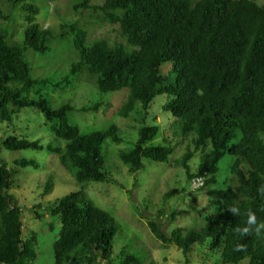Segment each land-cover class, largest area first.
<instances>
[{"label":"trees","instance_id":"1","mask_svg":"<svg viewBox=\"0 0 264 264\" xmlns=\"http://www.w3.org/2000/svg\"><path fill=\"white\" fill-rule=\"evenodd\" d=\"M5 1L20 5L26 26L19 40L11 39L3 26L10 14L0 0V121L10 123L21 109L34 107L54 139L46 147L14 134L0 142L13 151L46 148L80 187L46 207V213L61 224L53 243L54 264H157L153 258L146 263L125 248L112 260L118 222L85 192L90 182L112 180L104 150L109 141L120 145L123 134L116 123L83 133L73 112L96 111L104 101L94 98L122 90L127 93L118 115L142 123L133 145L118 151L129 172L142 170L144 159L168 163L176 150L170 142L155 144L161 128L146 123L150 104L163 94L167 96L163 110L175 119V133L192 137L193 148L189 146L177 162L188 181L203 178L200 189H206L208 196L199 227L168 234L161 223L176 221L180 213L165 210L161 220H148L152 233L185 255L200 246L208 254L218 252L220 264L245 260L264 264V236L245 237L234 231L244 225L249 209L264 220L260 211L264 198L258 193L264 186V3L70 0L69 7L79 14L86 11L87 19L65 22L56 30L36 21L37 0ZM101 19L116 25L126 43L91 40L92 28ZM71 36L74 50L65 73L54 76L36 68L53 59L59 50L54 42ZM80 83L96 88L91 106L79 109L68 100L55 104L52 92ZM198 151L200 163L192 171L189 161ZM17 163L38 165L30 159ZM51 183L47 191L53 188ZM11 185L10 169L0 164V264H34L37 233L24 237L23 210L9 194ZM178 192L173 189L165 198ZM232 207L239 208L240 215L233 214ZM238 244L242 250H236Z\"/></svg>","mask_w":264,"mask_h":264},{"label":"rangeland","instance_id":"2","mask_svg":"<svg viewBox=\"0 0 264 264\" xmlns=\"http://www.w3.org/2000/svg\"><path fill=\"white\" fill-rule=\"evenodd\" d=\"M3 1L4 8L10 14L9 20L4 22L3 26L9 30L11 39L19 40L26 26L20 5L10 6L5 0ZM104 1L97 0L98 4ZM255 1L264 3V0ZM36 2L40 7L36 21L43 27L58 30L65 22L87 19L86 11L79 14L69 7L70 0H37ZM90 38L91 40L105 38L111 42L126 43L118 27L104 19L93 26ZM72 39L73 36L68 40L54 42L59 50L56 51L53 59L36 68L54 76L65 73L72 61L71 54L72 49L74 50V47L70 49V44H73ZM168 72L169 67L165 66L164 73ZM95 91L93 84L80 83L64 91L52 92V95L56 105L68 100L74 101L80 109L84 105H92L90 102ZM126 93L127 90L100 94L98 98L93 99L104 101L98 110H80V114L78 111L73 112L83 133L106 129L111 123H116L122 129L123 142L119 145L109 141V145L104 150L107 169L112 173V180L90 182L85 188L86 194L98 206L114 215L118 222L119 231L114 240L112 260H117L121 250L125 248L146 263L153 258L157 264H220L218 252L208 254L205 248L194 246L188 255H185L174 243H162L149 228L148 220L159 218L161 220L165 210L180 213L176 221L168 220L161 223L168 234L173 229L186 231L194 226L199 227L202 223L199 213L208 205V196L206 189L201 190L200 187L197 188V184L188 181L185 169L177 162L187 152L189 146L193 148L190 142L192 137L184 138L181 134L175 133V119L171 112L163 110V105L167 101V96L163 94L158 95L150 104L146 123L161 128V135L155 139V144L159 141L170 142L176 145V150L168 163L144 159L142 170L135 174L129 172V167L119 159L118 151L133 145L138 138V129L142 123L140 120L136 121L134 117L122 119L118 115ZM11 134L39 140L45 147L53 143L54 139L46 126L43 114L34 107L21 109L10 123L0 121V138ZM57 143L64 144L63 141ZM21 159L35 160L38 165L22 167L17 163ZM189 163L192 171H195L200 163L199 151ZM0 164L7 165L12 173L9 194L23 210L24 237L27 238L33 232L37 233L38 256L34 264H54L53 243L61 224L55 223L56 218L46 213V207L70 193L79 191L80 187L72 174L59 164L58 156L50 153L46 148L13 151L6 149L0 142ZM50 181L53 182L51 183L53 188L47 191L45 187ZM173 189L179 192L166 199L165 195ZM36 211L41 214L40 217L35 214ZM52 222L55 224L51 225ZM101 264L107 263L101 262ZM241 264H247V260Z\"/></svg>","mask_w":264,"mask_h":264},{"label":"clouds","instance_id":"3","mask_svg":"<svg viewBox=\"0 0 264 264\" xmlns=\"http://www.w3.org/2000/svg\"><path fill=\"white\" fill-rule=\"evenodd\" d=\"M197 184V188L203 185V178H196L192 181ZM258 193L261 198H264V186L258 188ZM231 212L236 215H240L239 208L232 207L230 208ZM260 211H264V208H261ZM247 220L243 226H236L234 231L241 236H264V220H258L257 212L255 210L249 209L246 213ZM243 245H237L236 250H242Z\"/></svg>","mask_w":264,"mask_h":264}]
</instances>
